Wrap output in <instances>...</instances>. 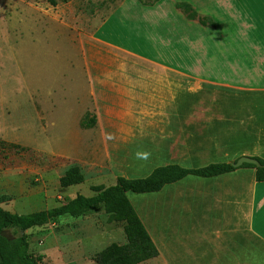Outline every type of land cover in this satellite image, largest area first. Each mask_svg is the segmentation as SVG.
<instances>
[{"label":"crops","instance_id":"crops-1","mask_svg":"<svg viewBox=\"0 0 264 264\" xmlns=\"http://www.w3.org/2000/svg\"><path fill=\"white\" fill-rule=\"evenodd\" d=\"M164 1L142 5L126 0L117 9L129 15L128 24L115 20L116 8L96 24L93 39L103 45L106 61L91 60L83 67L95 113L89 119L77 117L71 133L83 135L82 144L103 161L101 166L125 174L144 164L151 166V174L168 165L202 168L244 155L264 159V97L251 96L264 92V22L243 23V14H228L219 5L231 9L233 0H175L177 7ZM260 1L243 0V6L256 12ZM179 4L191 5L195 17ZM221 14L240 33L253 26L244 45L222 47L226 30ZM150 24L168 28L156 42L145 34L153 32ZM185 26L191 32L186 45ZM205 39L219 46L221 58L211 56ZM162 42L176 48L174 62L158 57L165 52ZM232 51L239 65L230 64ZM230 73H237L240 82L223 78ZM237 84L250 93L198 95L202 89ZM234 135L246 142L233 147ZM145 151L151 155L139 166L135 152ZM240 167L212 176L187 174L146 192L154 196L145 197L140 210L134 206L161 264L172 257L174 264H264V180L257 179L254 167L246 169L250 177L243 179Z\"/></svg>","mask_w":264,"mask_h":264},{"label":"rangeland","instance_id":"rangeland-1","mask_svg":"<svg viewBox=\"0 0 264 264\" xmlns=\"http://www.w3.org/2000/svg\"><path fill=\"white\" fill-rule=\"evenodd\" d=\"M134 1L147 5L152 0ZM125 2L0 0V139L28 147L27 151L18 153L0 143V206L3 208L19 213L51 209L79 193L92 196L96 193L94 186L114 185L119 176L145 177L152 170L142 159L133 158L138 165H144L130 168L127 174L115 168L111 171L109 167L101 166L99 162L103 161L82 144L81 133H71L76 131L77 117L89 119L95 113L89 105L90 86L83 67L91 60H106L103 45L93 39V30L96 24L115 8V12L119 10L117 6ZM169 2L177 7L175 0ZM219 5L228 14H243V23L248 21L255 25L259 23L257 20L264 22V0L259 2L256 12H251L247 5L243 6V0H233L231 9ZM248 10L250 16L246 14ZM124 13V10H119L115 20L128 24L129 15L124 16ZM221 15L224 16L226 30L222 47H231L239 42L244 45L245 35L251 33L253 26L248 33L245 30L240 33L239 26L231 27V22ZM160 26L150 24L153 32L145 33L154 42L161 39L168 29L165 30L163 24L161 30ZM184 33L183 43L186 45L191 33L186 26ZM203 41L209 44L215 60L223 56L218 54L217 44L211 40ZM161 46L165 52L158 57L174 62L176 48L165 42ZM235 51H232L230 64L239 65L233 63ZM238 77L237 73H230L223 78L239 83ZM243 93L250 92L243 91V85L237 84L230 88L202 89L198 95L200 98L212 95L243 97ZM251 96L264 97V92H252ZM234 104L241 105L240 102ZM232 140L233 147L238 148L243 139L238 140L234 135ZM75 164L81 167L84 182L61 186L60 177ZM240 168H243V179L250 177L246 170L250 167L243 165ZM127 195L132 205L140 210L138 205L151 194L128 191ZM108 218L101 204L85 213L65 214L56 221L33 227L26 231L30 251L35 256L42 255L39 264H96L95 256L109 244L126 242L123 223L112 222ZM5 232L9 236L14 235L12 230ZM169 261L165 264H174L173 257L172 262ZM140 264L161 263L153 258Z\"/></svg>","mask_w":264,"mask_h":264},{"label":"trees","instance_id":"trees-1","mask_svg":"<svg viewBox=\"0 0 264 264\" xmlns=\"http://www.w3.org/2000/svg\"><path fill=\"white\" fill-rule=\"evenodd\" d=\"M54 3V0H52ZM195 17L196 11L189 4H179ZM203 23L206 18L201 17ZM210 24H214L209 20ZM95 123V120H92ZM88 125V124H87ZM90 125V124H89ZM5 147L16 152L27 151L28 147L19 143L6 142L0 139ZM257 158L262 164L264 160ZM244 166L257 169L256 177L264 180V167H256L245 163ZM236 167L232 163H214L202 168H185L179 165L157 167L146 177L128 178L119 176L116 184L111 186H94L96 193L92 196L77 194L66 203L51 208L29 213L12 212L0 206V264H39L42 255L35 256L30 251L29 235L27 230L56 221L65 214L78 215L103 204L109 215V221L121 222L124 225L125 243L113 242L95 256L96 264H140L156 258L158 248L141 221L134 205L128 198L127 192L146 193L160 190L166 183L177 181L187 174L212 176ZM85 175L78 164L70 166L60 177L61 186H71L84 182ZM6 230H12L14 235L9 236Z\"/></svg>","mask_w":264,"mask_h":264},{"label":"water","instance_id":"water-1","mask_svg":"<svg viewBox=\"0 0 264 264\" xmlns=\"http://www.w3.org/2000/svg\"><path fill=\"white\" fill-rule=\"evenodd\" d=\"M245 163L253 164L256 167H264V164H262L257 158L251 157V156H245V155L238 158L232 164L235 167H240V166H243Z\"/></svg>","mask_w":264,"mask_h":264},{"label":"clouds","instance_id":"clouds-1","mask_svg":"<svg viewBox=\"0 0 264 264\" xmlns=\"http://www.w3.org/2000/svg\"><path fill=\"white\" fill-rule=\"evenodd\" d=\"M151 153L150 152H137L136 153V158L137 159H142V160H147L150 157Z\"/></svg>","mask_w":264,"mask_h":264}]
</instances>
